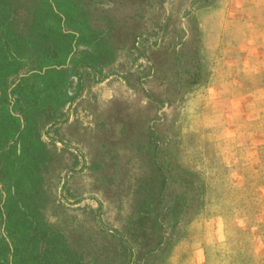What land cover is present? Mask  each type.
<instances>
[{
  "label": "rangeland",
  "instance_id": "rangeland-1",
  "mask_svg": "<svg viewBox=\"0 0 264 264\" xmlns=\"http://www.w3.org/2000/svg\"><path fill=\"white\" fill-rule=\"evenodd\" d=\"M261 39L264 0H0V264H264V143L211 117Z\"/></svg>",
  "mask_w": 264,
  "mask_h": 264
},
{
  "label": "crops",
  "instance_id": "crops-1",
  "mask_svg": "<svg viewBox=\"0 0 264 264\" xmlns=\"http://www.w3.org/2000/svg\"><path fill=\"white\" fill-rule=\"evenodd\" d=\"M225 76L226 79L213 86L212 91L218 101L224 100V95L240 117L229 119L220 117L219 112L212 114V119L216 120L212 132L214 142L220 146L219 156L232 163L244 153L246 158L258 155L259 146L264 143V130L255 128L259 121H264V83L250 89L246 84L247 80L254 81L264 76V39L251 44L247 54L226 61ZM239 80L245 82L241 84ZM231 126L235 129L232 132L228 130ZM237 163L236 160L233 162L234 165ZM260 220L264 221L263 216ZM209 225L210 244L224 240L221 220H211ZM252 234L256 246L255 260L259 261L261 257L258 254L264 251V228L253 227Z\"/></svg>",
  "mask_w": 264,
  "mask_h": 264
}]
</instances>
